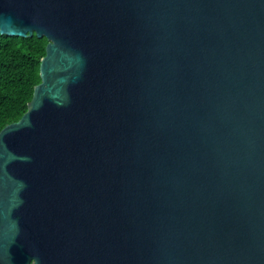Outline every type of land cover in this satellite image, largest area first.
<instances>
[{
	"label": "water",
	"instance_id": "95a60500",
	"mask_svg": "<svg viewBox=\"0 0 264 264\" xmlns=\"http://www.w3.org/2000/svg\"><path fill=\"white\" fill-rule=\"evenodd\" d=\"M45 38L0 130V264H264V0H0Z\"/></svg>",
	"mask_w": 264,
	"mask_h": 264
},
{
	"label": "trees",
	"instance_id": "16d2710c",
	"mask_svg": "<svg viewBox=\"0 0 264 264\" xmlns=\"http://www.w3.org/2000/svg\"><path fill=\"white\" fill-rule=\"evenodd\" d=\"M45 38L0 35V130L18 121L40 82V60Z\"/></svg>",
	"mask_w": 264,
	"mask_h": 264
}]
</instances>
